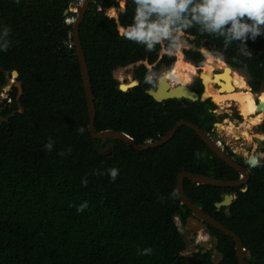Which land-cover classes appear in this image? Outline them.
Instances as JSON below:
<instances>
[{
  "label": "trees",
  "instance_id": "obj_1",
  "mask_svg": "<svg viewBox=\"0 0 264 264\" xmlns=\"http://www.w3.org/2000/svg\"><path fill=\"white\" fill-rule=\"evenodd\" d=\"M77 1L0 0V27L10 26L13 40L7 52L0 51V66L5 69L0 72V93L14 78L13 70L19 72L14 82L21 81L23 88L18 99V88L11 83L7 98L0 101V264H189L177 219L185 226L192 212L177 193L178 174L188 170L236 180L240 173L188 126L180 127L158 147L139 151L125 141L108 139L115 144L113 153H100L103 140L88 131L73 23L68 21L76 13L65 14ZM93 5L97 10L87 12L80 38L95 96L96 130H121L145 143L188 119L215 135V123L228 114L215 113L217 104L211 98L155 100L145 92L146 64L135 70L138 85L126 91L120 88L122 81L114 76L118 67L147 61L153 65L151 71L159 73L175 62L167 76L176 82L177 76L170 75L177 62L189 60L181 54L177 60L175 55L162 54L159 45L147 52L122 38L115 23L122 22V9H109L118 6V0H94ZM133 13L134 5L128 0L124 25L131 23ZM185 35L197 45L184 49L196 65L204 63L206 56L199 49L204 46L249 77L264 80V36L249 40L248 48L242 49L237 43L225 46L222 38L200 34L196 28ZM220 63L227 66L218 59L216 67L222 68ZM195 74L190 71L189 81ZM233 75L242 76L236 71ZM199 84L196 90L201 93ZM7 99L11 103L5 104ZM81 126L86 129L83 135L76 131ZM50 137L54 146L48 152L44 145ZM61 150L64 155L58 154ZM225 150L249 170L248 184L218 187L186 178L185 192L241 237L250 250L247 264L255 260L264 264V157L260 166L251 168L230 147ZM110 167L119 169L115 182L108 175L92 174ZM85 176L87 187L82 185ZM225 194L235 198L218 210L215 203ZM85 201L88 207L77 212L76 207ZM207 232L215 244L206 253L200 248L195 253L200 261L195 264H239L234 239L211 225ZM145 248L152 253L139 255L138 250Z\"/></svg>",
  "mask_w": 264,
  "mask_h": 264
},
{
  "label": "clouds",
  "instance_id": "obj_2",
  "mask_svg": "<svg viewBox=\"0 0 264 264\" xmlns=\"http://www.w3.org/2000/svg\"><path fill=\"white\" fill-rule=\"evenodd\" d=\"M19 3V0H16ZM119 2V1H118ZM134 13L131 23L117 26L119 35L131 42L142 45L145 51H159L168 56L177 55L187 46L185 34L196 28L200 34H208L222 38L225 46L237 43L240 48L247 49L248 41H255L264 36V0H131ZM122 13H127L128 0H121ZM108 19L115 20L109 16ZM12 28L8 25L0 27V51L7 52L13 45ZM156 73L149 69L145 82H155ZM85 127L76 129L78 134L85 133ZM54 142L50 137L44 145L45 151H52ZM69 152L71 149L69 148ZM59 155H64L61 150ZM245 163L255 168L260 166V157L252 154L245 157ZM94 175H108L115 182L119 169L110 167L104 172L94 170ZM87 176L82 185L87 187ZM175 198L177 193L172 192ZM164 198L161 197V203ZM88 207L85 201L76 207L77 212H83ZM151 248L138 250L139 255H150Z\"/></svg>",
  "mask_w": 264,
  "mask_h": 264
},
{
  "label": "water",
  "instance_id": "obj_3",
  "mask_svg": "<svg viewBox=\"0 0 264 264\" xmlns=\"http://www.w3.org/2000/svg\"><path fill=\"white\" fill-rule=\"evenodd\" d=\"M94 0H80L77 2H72L70 4V7L65 10V14H68L70 11H73L76 13V16L74 17V20L72 21V35H73V42L76 48L77 56L80 63L81 73H82V79L84 84V91H85V97L87 101L88 106V113H89V123H88V131L90 135L95 139L103 140V143L108 139H118L125 141L129 144H131L136 150L144 151L147 149H151L154 147L161 146L167 142H169L178 129L182 126H188L191 129H193L200 137L201 139L227 164H229L231 167L236 169L240 173V178L236 180H224V179H217L213 178L204 174L200 173H194L188 170L181 171L177 176V193L180 197V201L182 204L186 205L192 212V215H190L186 222V228L189 230H192L193 232H196L199 234V240L197 241V244L203 248V253H206L208 251V247L210 245L209 241L207 239L201 238L200 233L207 234V228L208 225H211L220 231L224 232L225 234L231 236L234 239L235 242V249L236 254L238 257L239 264H247L246 257L250 255V250L246 248L243 244V241L241 237L232 229L227 227L225 224L220 222L218 219H216L213 215L207 213L203 207L197 205L194 203L186 194L185 188H184V182L185 179L188 178L192 181L197 182L198 184H207L211 186H218V187H234V186H245L248 184V181L250 179V172L247 168H245L243 165H241L233 156L229 154L225 150V148L221 147L215 137L211 135L209 132H206L202 127H200L198 124L194 123L191 120L188 119H181L162 137L156 140H150L145 143H139L137 140L127 134L124 131L121 130H115L111 128L103 129L100 131L96 130L95 127V121H96V103H95V96L93 87L91 84V77H90V71L88 68L86 55L83 49V45L80 38V26L85 18L89 8H91V5L93 4ZM116 8L119 9V6H113L109 9ZM108 9V10H109ZM115 22V21H113ZM125 22L124 14H122V23ZM117 23V22H115ZM229 70V73H228ZM5 69L0 66V72H4ZM12 75L14 78H17L19 76V72L17 70L12 71ZM204 84H206L205 77L201 74ZM231 75V66L228 65L225 67V71L223 73H214L211 77V81L214 83H218L221 85L219 88L220 92H228L229 90H235V88L232 86L233 84L230 83ZM224 78L226 81L224 82L222 80ZM15 81V80H14ZM139 84L138 80H133L131 82H122L120 84V88L123 91H126L136 85ZM173 83H169V77L168 76H162L159 81H157L156 86H150L148 87L145 92L151 95L155 100L157 101H163L171 98H188L192 101H204L208 97H204V93L199 94L198 92L191 89V87L188 84H182L178 83L175 86H171ZM14 85L18 88V96L19 99L23 93L22 88V82H14ZM11 84L8 85V89L11 88ZM233 87V88H232ZM262 103L260 102L258 107ZM260 109V108H259ZM258 109V110H259ZM263 113L262 118L264 119V109L259 110ZM221 124L220 122H216L215 125L218 126ZM259 140V139H258ZM260 146H262V141L260 142ZM115 144L111 143V145L108 148H100V153L103 155H111L114 151ZM246 190V188L244 189ZM235 196L233 194H225L223 200L218 201L215 203L217 209H221L223 206L230 205ZM200 260L197 259L196 256H188V263L189 264H195L196 262H199ZM252 264H261L259 261L255 260Z\"/></svg>",
  "mask_w": 264,
  "mask_h": 264
},
{
  "label": "rangeland",
  "instance_id": "obj_4",
  "mask_svg": "<svg viewBox=\"0 0 264 264\" xmlns=\"http://www.w3.org/2000/svg\"><path fill=\"white\" fill-rule=\"evenodd\" d=\"M118 6L121 7L122 9V4H121V0H118ZM97 8L94 7V5L92 4L91 5V8H89L88 11H90L92 14H94L96 12ZM113 16H116L117 17V14L115 12H113L112 14ZM117 26L120 25L118 23H116ZM121 24L124 25V23L121 22ZM185 39L187 41V46L185 48H196L197 45L195 43H191L187 40V37L185 35ZM183 48L176 56V60L178 58V56H180V54L184 57L185 60H189L191 61L193 64L194 62L192 60H190L186 55H185V52H184V49ZM200 50H202L206 56L205 60H204V63L203 65L200 67V69H194L192 66H190V64H187L185 61L182 60V58L177 62L176 64V68H175V73H174V77L180 75V74H183L184 76L188 77L187 76L190 71H193L195 73H198V74H203L205 72V70L203 69L206 65V63L211 60V63L214 64L215 68L216 65H217V59L216 57L211 54L206 47L204 46H200L199 48ZM208 60V61H206ZM186 63V64H185ZM141 64H146L148 69H151L152 68V65L149 64L147 61H138V62H135V63H131L129 64L128 66L126 67H118L114 70V76L122 81V82H131L133 80H135V70L136 68H138ZM175 62L172 64V66L170 67H163L161 69V71L159 73H156V79H159L162 75L164 74H167L174 66ZM195 65V64H194ZM220 65L222 66V68L226 67L225 65H223V63H220ZM196 66V65H195ZM197 67V66H196ZM216 69H214L213 71H215ZM236 72H238L239 74H241L243 77H245L246 79V82L247 84L250 86V84L248 83V80H249V76L243 71V70H235ZM206 73H208L206 71ZM198 74H195L191 77L190 81L186 82L185 84H188V85H192L195 78L198 76ZM210 75L213 76V72L210 73ZM211 76V77H212ZM172 79H170L171 81ZM211 80V78H210ZM207 81V83L205 84L204 86V90H203V93L207 91V95H213V90L215 91V89L213 88V84L214 82L212 81ZM172 82H174L172 80ZM11 83H14V78H11L10 79V83L8 85H10ZM176 83V82H174ZM8 85L3 89V91L0 93V101L4 100L5 98H7L8 96ZM219 93H220V90H217ZM253 94L254 92L251 91ZM226 94V93H225ZM208 98H211L216 104L217 102L212 98V96H208ZM260 99H261V105L258 107V105L256 104L255 102V99H253V101L255 102V108L253 110V112H255L256 110H263L264 109V93L261 94L260 96ZM8 101H6L5 104H9L11 103V100L7 99ZM225 101L221 100L220 104H217V110H216V113L217 114H223V113H227L228 116L226 118H224L222 121H219L221 124H219L217 127H216V130H215V135H213L215 138H218V139H221L223 141H227L229 143V145H231L233 148L236 149V153L239 157L241 158H245L246 156L248 155H252V154H255L257 156L261 158L264 157V151L262 148L260 147H257V142H256V139L255 141L253 140H248L247 138L245 137H240V138H236L233 133L231 132V124L234 125L235 128H238L239 130L243 129L242 131V135H245L247 136V127H249V125H247V121L250 120V122L252 123L253 121H256V122H259L258 121V116L261 117L262 119V116L261 114H259L258 116H255V117H250V119L248 117H244L243 121H241V125L239 124V121L238 118H236L235 116L238 114L235 110V108L233 107H227V106H224V103ZM236 103V104H235ZM234 105L238 108V110L240 111V113L242 114V111H243V106L244 104L242 103H239V102H235ZM240 104V105H238ZM242 106V107H241ZM258 110V111H259ZM249 124V123H248ZM236 125V126H235ZM245 125L247 127H245ZM245 127V128H243ZM255 135L257 136H260V132H258L257 130H255L254 132ZM231 134V135H230ZM262 136V135H261ZM108 144V142H105ZM111 144L109 143L107 145L106 148H108ZM104 149V148H103ZM177 222L180 226V230L182 231L183 233V236L187 242V248L186 250L183 252L185 255L187 256H194V254L198 251H200V246L197 244V238L199 239V234L196 233V232H193L192 230H189L186 228V226L182 225L181 222L179 221V219H177ZM204 236H206V238H203L204 240L207 239V241H209L210 245L208 247V250L213 248L214 244H215V239L212 238L209 233H207L206 235L204 234ZM203 249V248H202ZM214 259L215 260H218L219 259V255L217 253H214L213 255Z\"/></svg>",
  "mask_w": 264,
  "mask_h": 264
},
{
  "label": "bare ground",
  "instance_id": "obj_5",
  "mask_svg": "<svg viewBox=\"0 0 264 264\" xmlns=\"http://www.w3.org/2000/svg\"><path fill=\"white\" fill-rule=\"evenodd\" d=\"M118 24H121L119 20H118ZM206 61H208V60H206ZM187 63H189L190 66H192L194 69L195 68L198 69L192 62L187 61ZM203 69L205 70V72L202 75L205 77V81L209 80L212 76V75H210V73L213 72V70L215 69L214 64H212L211 60H209ZM224 69H225V67H224ZM206 71L208 73H206ZM174 73H175V70L170 76H173ZM228 73H229V70H228ZM175 80L177 83H185V82L189 81V78L184 76L183 74H180L176 77ZM229 84H233L232 86L235 88L234 91L229 90L228 92H223V93L220 92L219 93L217 90H215V91L213 90V95H207L204 92V97L212 96V98L217 102V104H220L221 100L222 101L224 100L225 101L223 103L224 106H228L230 104L229 99H235V100H237L236 102L244 104L242 115L244 117H248L250 119V117H252V109L254 107V101H253L254 95L251 92V90H249V85L247 84L246 79L243 76H238V75L232 74V77L230 78ZM238 105H240V104H238ZM260 120H261V117L258 116V121H260ZM245 127H247V126L245 125ZM245 127H243V128H245ZM242 131H243V129L239 130L238 128H235L234 125L231 124V132L233 133V135L236 138H239V136L242 135ZM200 235H201V238H206V236H204L203 233H200Z\"/></svg>",
  "mask_w": 264,
  "mask_h": 264
},
{
  "label": "flooded vegetation",
  "instance_id": "obj_6",
  "mask_svg": "<svg viewBox=\"0 0 264 264\" xmlns=\"http://www.w3.org/2000/svg\"><path fill=\"white\" fill-rule=\"evenodd\" d=\"M211 54H213L209 49H207ZM202 51V50H201ZM203 52V51H202ZM223 53L225 52V50H223L222 51ZM215 57H216V59L218 60V59H221V60H223L226 64H227V66L228 65H230V64H228L221 56H217V55H215V54H213ZM195 64V63H194ZM196 65V64H195ZM153 66V65H152ZM197 66V68L198 69H200V67L202 66V65H196ZM231 66V75L233 74V72H235V70H237V68H235V67H233L232 65H230ZM216 70L215 71H213V74L214 73H223L224 71H225V69L224 68H215ZM189 75V74H188ZM187 75V76H188ZM162 76H167V74H164V75H162ZM161 76V77H162ZM160 77V78H161ZM159 78V79H160ZM159 79H156L155 78V82L154 83H152V84H149L148 83V87H150V86H156L157 85V81H159ZM222 80L225 82L226 80L224 79V78H222ZM250 81H252L253 83H254V85H252L251 84V82ZM199 82H201V85L203 86L202 87V92L201 93H199V94H202L203 93V90H204V86H205V84H204V81H203V78H202V76H201V74H198V76L195 78V80H194V82H193V84L192 85H189L190 87H191V89H193L194 91H196L197 92V90L196 89H199L200 88V84H199ZM169 83H173V84H171V86H175V85H177L178 83H174V82H172V80L170 81V78H169ZM248 83L250 84V86H249V90H251V91H253L254 92V99H255V102H256V104L257 105H259V103L261 102V99H260V96H261V94L262 93H264V80H259V79H257V78H251V77H249V80H248ZM257 86H259V88H257ZM147 87V88H148ZM221 87V85L220 84H218V83H214L213 84V88L215 89V90H219V88ZM146 88V89H147ZM223 93V92H222ZM230 101V104L227 106V107H233V108H235L236 110V112L238 113L235 117L236 118H238V120H240L239 121V124L241 123V121H243V119H244V117H243V115L240 113V111L238 110V108L233 104V103H235L237 100H235V99H229ZM255 102H254V107H253V109H252V117H255V116H258L259 114H260V111H258V110H256L255 112H253V110H254V108H255ZM216 110H217V108L214 110L215 111V113H216ZM226 118V117H225ZM243 123V122H242ZM241 123V124H242ZM247 123V125H249V127H247V136H245V135H241V136H239V138L240 137H245V138H247L248 140H253V141H255V139H256V142H257V147H260V148H262L263 149V151H264V130H263V125H264V119L262 118L259 122H256V121H253L252 123L250 122V120L249 121H247L246 122ZM249 123V124H248ZM240 124V125H241ZM217 127V126H216ZM255 130H257L258 132H260V136H257V135H255L254 133H252V132H254ZM262 135V136H261ZM255 138V139H254ZM259 139V140H258ZM262 141V146H260V142ZM106 142V141H105ZM101 143L100 144V148H105V147H107V145L109 144H107V143ZM111 144V143H110ZM262 159V158H261ZM260 159V160H261ZM199 252V251H198ZM203 252V251H202ZM194 256H195V254H194ZM197 257V256H196ZM198 259V258H197Z\"/></svg>",
  "mask_w": 264,
  "mask_h": 264
},
{
  "label": "built area",
  "instance_id": "obj_7",
  "mask_svg": "<svg viewBox=\"0 0 264 264\" xmlns=\"http://www.w3.org/2000/svg\"><path fill=\"white\" fill-rule=\"evenodd\" d=\"M78 1H80V0H78ZM74 20V18L72 17V18H70V19H68V21H73ZM216 139V141H217V143L221 146V147H223V148H225V147H230L231 148V150L234 152V153H236L235 151H236V149L235 148H233L231 145H229V143L227 142V141H223V140H221V139H218V138H215ZM197 240H199L198 238H197Z\"/></svg>",
  "mask_w": 264,
  "mask_h": 264
}]
</instances>
